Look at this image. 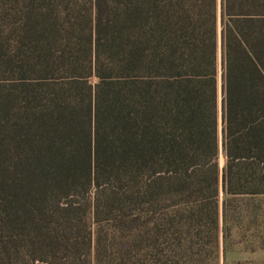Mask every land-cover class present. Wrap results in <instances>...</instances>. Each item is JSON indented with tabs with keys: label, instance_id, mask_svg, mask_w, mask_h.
<instances>
[{
	"label": "trees",
	"instance_id": "16d2710c",
	"mask_svg": "<svg viewBox=\"0 0 264 264\" xmlns=\"http://www.w3.org/2000/svg\"><path fill=\"white\" fill-rule=\"evenodd\" d=\"M239 195L264 0H0V264L193 263Z\"/></svg>",
	"mask_w": 264,
	"mask_h": 264
},
{
	"label": "rangeland",
	"instance_id": "374dc122",
	"mask_svg": "<svg viewBox=\"0 0 264 264\" xmlns=\"http://www.w3.org/2000/svg\"><path fill=\"white\" fill-rule=\"evenodd\" d=\"M223 164L220 151L218 165ZM227 206L226 220H219L217 255L203 248L185 264H264V195L233 196Z\"/></svg>",
	"mask_w": 264,
	"mask_h": 264
}]
</instances>
